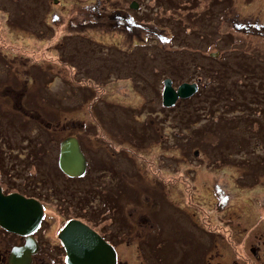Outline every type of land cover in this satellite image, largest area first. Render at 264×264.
Returning a JSON list of instances; mask_svg holds the SVG:
<instances>
[{"label": "rangeland", "instance_id": "1", "mask_svg": "<svg viewBox=\"0 0 264 264\" xmlns=\"http://www.w3.org/2000/svg\"><path fill=\"white\" fill-rule=\"evenodd\" d=\"M256 19L264 0H0V157L13 188L45 195L47 254L75 217L119 264H204V214L236 227L237 258L264 264L241 247L244 226L264 239V36L236 31ZM167 77L199 87L165 107ZM64 135L89 158L74 180L56 175ZM32 151L46 153L38 172L22 165ZM225 233L214 242L233 257Z\"/></svg>", "mask_w": 264, "mask_h": 264}, {"label": "flooded vegetation", "instance_id": "2", "mask_svg": "<svg viewBox=\"0 0 264 264\" xmlns=\"http://www.w3.org/2000/svg\"><path fill=\"white\" fill-rule=\"evenodd\" d=\"M132 3H136L135 8H138V6H139L138 2L133 1ZM124 30H126L128 33H132L134 31V26L125 25ZM236 31H240L242 34L245 33V35L263 37L264 36V23H260L259 19H256L255 22L249 23V25L246 27L245 31L244 30H236ZM187 83H190V84L195 83L197 85V87H199V84L197 82H187ZM177 87H175V88H177ZM12 92H13V89H12ZM18 95H21V94H18ZM10 101H11V99H10ZM59 132H61V130ZM69 136H74V135H64L62 137H58V142H56V147H55V152H54V166H55L57 176L60 177V176L64 175L68 178H73V180H74L78 177H69V176L65 175L61 171V169L59 168L60 144L65 138H67ZM74 137H76V136H74ZM76 138L78 139V137H76ZM78 141L80 144L81 151L84 153V155L86 157V162H87V167H86V171H85V174H86L88 171V168H89V158L86 156V154L84 152L83 145H82L80 139H78ZM45 155H46V153L41 152V151H37V152L32 151L29 154L24 156L25 157L24 162H23V160H21V162H23L22 165L23 166L32 165L31 164L32 162L30 160L33 159L34 160L33 163H35V165H33L34 170H35V172H38V170L40 169L39 168L40 164H41L40 160L46 159ZM4 159L5 158L0 157V192L3 195L18 193L25 198H33V199L37 200L39 202V204L41 205V210H42L43 215H42V218L40 219V222L37 225H35V227H33V228L29 227V228L25 229L26 230L25 232H19V233L14 232V231H11V230L0 225V264H15V263H13V258H14L15 252H18L20 249H23V248H25V250L27 249V252H28L29 257H30V261L28 262V264H43L44 261L38 260L40 258L39 257L40 254L50 256V254H52V253L62 252V251L65 252V248H64L61 240L59 239L58 243H56V244L51 243L50 244V246H51V248H49L50 252L47 254V252H46L47 240L43 239V235L41 233L45 229V221L47 220L46 219L47 210H46L45 200H43L45 195L41 194L39 191L38 192L36 191L33 193V190H35L36 188H39V186H36V185H32V186L27 185L25 187V190L13 188L12 187L13 185L5 180V176L7 175V173L10 175H11V173L9 170L3 169L2 165H4ZM43 163L45 164V162H43ZM52 171H54V169ZM67 180L73 181V180H69V179H67ZM9 186L11 187V189H8ZM58 192H59V190L55 191L56 196L58 195L57 194ZM186 201L188 202V200H186ZM55 202H56V200H55ZM224 202H226V201H223L221 203L220 209L226 207L223 205ZM164 212L168 216L165 218L167 220L165 224L166 225L168 224L170 227H174L173 223H170V222H172V214H173L172 209H165ZM233 212L235 213V211H233ZM227 214L230 215L229 210H228ZM226 217H228L230 219H225ZM231 217H232L231 215L230 216H221L220 219L231 221L232 220ZM200 218H201V221H200L201 224L199 223L198 227H194L193 233L200 237L201 234H203L204 232H207L206 235L208 236L207 238H209L208 239L209 242L204 244V246L207 248L206 249L201 248V250H207L212 245L215 247L213 250L214 253L209 256V258L206 260V262H204V264H256L253 262L252 257H247L248 255L246 253H245V256L238 257V258L235 255V250L233 248V244L231 245V242H233L232 240L235 239V237H234L235 232H236L235 226L232 225V228H230L231 226H228L227 224L220 223V220H218V218H216V217L213 218L211 216L212 219H210V216L205 217L204 214L199 217V220H200ZM72 219H77V218L74 217ZM66 222L67 221H65L62 224V226L60 227V230L63 228V226L66 224ZM220 225L222 227H220ZM177 228H179V226ZM182 228H183V226H182ZM242 229L245 231L244 233L247 234L246 238L245 237L242 238V239H244V241H243V244L241 247L243 248L244 252L246 251V248H247V250L250 251V253L252 255H257V257L260 260L264 259V246L262 247V243H264L262 240H264V239H262V237L259 236V237H257V242L255 243L251 240V238H249L250 235L248 234L249 231H247L248 230L247 227L244 226V227H242ZM225 231H227L229 234V238H227V241L230 242V245L232 246V248L234 250V253H231V254H233V257H231L229 255V253L227 252L226 247H225L226 245L223 244V240H224L223 238H220L221 242H218V243L214 242L216 239H219V236L221 234H223V233L226 234ZM218 232H220V233H218ZM187 234H189V226H188ZM262 235L264 236V233H262ZM101 236L107 242H109L104 235H101ZM248 239H249V242L247 243ZM109 243L115 249L116 262H117L116 264H119L120 262L118 259V251L116 250L115 246L111 242H109ZM219 244H221V245H219ZM16 258H17V256H16Z\"/></svg>", "mask_w": 264, "mask_h": 264}, {"label": "water", "instance_id": "3", "mask_svg": "<svg viewBox=\"0 0 264 264\" xmlns=\"http://www.w3.org/2000/svg\"><path fill=\"white\" fill-rule=\"evenodd\" d=\"M56 1V0H54ZM131 7H136L132 3ZM217 53H212L216 56ZM162 104L173 106L179 98L191 96L196 84L181 83L173 87L172 80L163 81ZM87 167L86 157L81 151L79 141L74 136L65 138L60 144L59 168L69 176H82ZM42 215L41 205L33 198H25L18 193L3 195L0 192V225L14 232H25L35 227ZM59 239L65 248L66 264H116V252L97 231L78 219H70L59 232ZM17 256V258H16ZM27 249L14 254L13 263L28 264Z\"/></svg>", "mask_w": 264, "mask_h": 264}, {"label": "trees", "instance_id": "4", "mask_svg": "<svg viewBox=\"0 0 264 264\" xmlns=\"http://www.w3.org/2000/svg\"><path fill=\"white\" fill-rule=\"evenodd\" d=\"M244 67H245V66H244ZM174 105H175V104H174ZM174 105H173V106H174Z\"/></svg>", "mask_w": 264, "mask_h": 264}]
</instances>
